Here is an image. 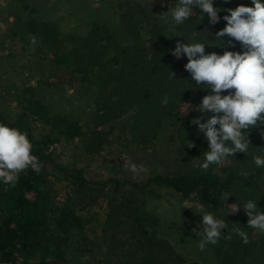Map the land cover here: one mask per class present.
I'll return each mask as SVG.
<instances>
[{
  "label": "trees",
  "instance_id": "16d2710c",
  "mask_svg": "<svg viewBox=\"0 0 264 264\" xmlns=\"http://www.w3.org/2000/svg\"><path fill=\"white\" fill-rule=\"evenodd\" d=\"M165 1L174 6L175 0ZM242 2L246 0L223 5L217 0V6L234 8ZM118 9L111 20L91 19L86 32L78 37H62L54 22L25 23L60 74L57 80L69 88H87L92 112L82 125L52 112L36 97L22 104L14 119L0 110V123L26 133L33 146L32 154L42 164L39 173L31 169L21 173L14 187L0 183V264H69L67 251L75 238L85 240L86 220L78 206L83 208L100 201L106 205L100 231L109 243L110 264H199L184 257L165 239L160 234L158 219L144 211L146 194L159 188L184 199L195 198L204 205L205 212L226 218L224 235L217 244L208 245L217 264H264V233L247 228L243 210L227 216L221 199L225 192L233 197L226 204L256 199L264 210V169H256L252 164L258 149L250 148L245 157L237 154V159L229 158L223 166L213 165L201 171L196 158L207 146L196 138L190 125L197 114L185 116L190 109L180 111L171 102L162 106L161 99L173 89L177 94L183 90L187 92L182 100L198 105L208 93L191 89L183 80L188 78L183 69L187 61H176L168 55L175 41L167 40L168 22L163 12L156 13L147 3L136 0H125ZM202 22L198 11H194L192 19L178 33L187 37L197 27L198 31H205L202 35L211 42L206 53L230 50L228 37L221 38L223 49L215 47L213 34L223 23L211 27L206 18ZM170 71L181 80H169ZM168 129L172 131L173 145L165 144L164 148ZM260 135L252 132L254 147L264 146V133ZM120 138L144 154L153 148L159 150L163 144V149H168L183 167L150 174L143 182L114 178L90 182L83 169H73L67 175L71 195L55 206L49 173L55 167L61 170L55 163L56 148L64 141H76L86 155L95 156ZM187 140L196 147L189 149ZM162 156H166L165 152ZM238 227L247 232L248 243L235 235L233 230Z\"/></svg>",
  "mask_w": 264,
  "mask_h": 264
},
{
  "label": "rangeland",
  "instance_id": "374dc122",
  "mask_svg": "<svg viewBox=\"0 0 264 264\" xmlns=\"http://www.w3.org/2000/svg\"><path fill=\"white\" fill-rule=\"evenodd\" d=\"M124 1L0 0V110L14 119L21 105L36 97L52 112L85 125L92 112L90 92L87 88H69L57 80L60 74L55 72L47 53L39 46L38 38L25 28V23L30 20L54 22L62 37H78L86 32L91 19L111 20L119 13V3ZM136 1L147 3L152 10H157L156 13H166L169 8L165 0ZM32 37H35V44L31 43ZM166 131L164 138L168 139L163 142L164 148L165 144L173 145L172 131ZM162 145L159 150L153 148L144 154L143 150L120 138L100 155L89 156L83 152L81 143L62 142L55 150V163L61 170L55 167L49 173L55 206L71 195L67 175L73 169H83L90 182H104L111 178L143 182L150 174L182 168ZM162 152L166 156H162ZM185 201L199 203L195 198L184 199L171 190L159 188L153 194H146L144 211L158 219L160 234L184 257L199 264H217L208 245L204 250L199 249L196 232L201 218L196 215L195 208L181 209ZM105 208L104 201L83 208L78 206L79 213L86 220L85 240L75 238L67 251L69 264H110L109 243L100 231Z\"/></svg>",
  "mask_w": 264,
  "mask_h": 264
},
{
  "label": "clouds",
  "instance_id": "9594fccd",
  "mask_svg": "<svg viewBox=\"0 0 264 264\" xmlns=\"http://www.w3.org/2000/svg\"><path fill=\"white\" fill-rule=\"evenodd\" d=\"M221 2L229 5L233 0ZM194 11L203 18L201 24L205 18L211 27L223 23V27L213 34L215 47L223 49L221 38L228 37L230 50L222 54L206 53L211 42L202 35L205 31H198L197 27L191 29L187 37L178 33L180 27L192 19ZM162 15L168 22L167 40L175 41V47L168 50V55L176 61H187L183 69L188 78L183 80L191 89L208 93L202 96L198 105L182 100L187 92L183 90L177 94L173 89L161 99L162 106L167 107L171 102L178 105L180 111L190 109L185 116L197 114L190 120V125L195 129L196 138L207 146L196 158L198 167L207 171L213 165L223 166L229 158L237 159V154L245 157L250 148H256L258 152L252 156V164L256 169H264V146L254 147L250 139L254 131L259 135L264 133V0H246L234 8L217 6V0H175L174 6L169 4ZM35 42L32 37L31 43ZM168 79L181 80L172 71ZM187 143L189 149L196 147L194 142L187 140ZM32 150L26 133L0 123V183L14 187L21 173L28 169L41 171L42 164ZM229 198L233 197L228 192L221 196L227 216L243 210L247 228L264 233V210L258 206L259 201L250 198L241 204L236 201L226 204ZM184 208L197 209L196 215L201 218L196 232L199 249L217 244L227 230L226 218L202 211L204 205L201 203L185 201L181 209ZM233 231L244 243L249 242L245 229L238 227Z\"/></svg>",
  "mask_w": 264,
  "mask_h": 264
}]
</instances>
